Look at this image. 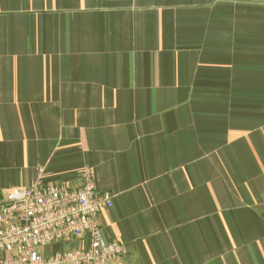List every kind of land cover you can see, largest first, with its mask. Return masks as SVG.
<instances>
[{"label": "crops", "instance_id": "0c3cea01", "mask_svg": "<svg viewBox=\"0 0 264 264\" xmlns=\"http://www.w3.org/2000/svg\"><path fill=\"white\" fill-rule=\"evenodd\" d=\"M83 166L111 264H264V0H0V196Z\"/></svg>", "mask_w": 264, "mask_h": 264}, {"label": "built area", "instance_id": "2783aa9c", "mask_svg": "<svg viewBox=\"0 0 264 264\" xmlns=\"http://www.w3.org/2000/svg\"><path fill=\"white\" fill-rule=\"evenodd\" d=\"M114 194L99 191L91 169L77 170L72 182L41 178L0 196V264H111L127 254L109 240L100 214Z\"/></svg>", "mask_w": 264, "mask_h": 264}]
</instances>
